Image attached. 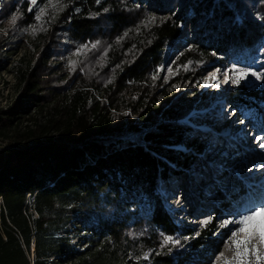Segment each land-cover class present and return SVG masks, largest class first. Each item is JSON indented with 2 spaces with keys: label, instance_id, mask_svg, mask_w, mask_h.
I'll return each instance as SVG.
<instances>
[{
  "label": "trees",
  "instance_id": "obj_1",
  "mask_svg": "<svg viewBox=\"0 0 264 264\" xmlns=\"http://www.w3.org/2000/svg\"><path fill=\"white\" fill-rule=\"evenodd\" d=\"M31 1L0 0V30L18 46L32 27L38 55L13 65L19 95L0 114V139L9 141L0 155V264H29L33 240L32 264H45L51 255L59 256L57 264H189L185 248L202 246L204 232L186 233L188 245L164 243L154 230L174 238L179 229L163 202L155 198L147 218L130 212L127 199L132 189L147 194V185L151 190L166 180L179 159L183 171L189 159L197 160L179 149L192 131L183 122L189 93H197L187 85L196 83L205 64L220 65L230 53L256 54L264 42V0H151L154 14L135 0H62L56 16L53 9L38 16L50 0ZM186 22L191 34L179 49L175 38ZM61 33L71 42L68 50L83 49L78 62L90 76L61 80L60 68L47 63L61 52ZM176 52L175 76L162 81ZM262 87L232 84L222 96L234 115L251 110L254 120ZM98 90L103 98L95 101ZM33 107L45 112V121L19 129ZM216 174L240 183L224 169ZM75 221L91 225L81 234L87 245L79 252L71 242H81L80 235L60 234L70 223L78 228ZM151 249L147 262L142 258Z\"/></svg>",
  "mask_w": 264,
  "mask_h": 264
},
{
  "label": "rangeland",
  "instance_id": "obj_2",
  "mask_svg": "<svg viewBox=\"0 0 264 264\" xmlns=\"http://www.w3.org/2000/svg\"><path fill=\"white\" fill-rule=\"evenodd\" d=\"M150 1L151 0H135V3L146 8L149 14H154L149 7ZM38 2L39 0H35V3H32L31 1L33 6H36ZM48 4L49 5H47V7H43L38 12V16L47 14L46 9H53L56 16L60 13L61 7L63 6L62 0H50ZM159 16L161 17L162 15ZM156 19L157 17L152 19L150 25L153 23H158V20ZM188 25L189 23L186 22L183 34L180 36V38H175V41L178 44L176 45V48L180 49V46L189 40L188 38L190 37L191 32L190 26ZM0 35H2L4 38V40L0 43V47H3L2 49H0V114L3 115V112H6L13 106L19 95V89L17 86L13 65L23 58H31V60H35L38 55L36 51L37 46H35V44H32V27H28L23 32L20 39L22 41L18 46L14 45V42H16L15 38H10L5 32L1 30ZM59 41L61 42L60 54L55 58L47 60V63L51 66L60 68L63 74L61 80L76 79L78 75L83 77L90 76L78 62L82 58L83 49L81 47H78L74 51L68 50L69 48L67 46H69L71 42L67 39L64 33L60 34ZM177 52L172 55L170 62L164 66L162 81L166 80L169 76H175L176 71L171 67V65L179 55V53L177 54ZM203 67L205 71L203 72L202 76L198 78L196 83H194L193 85H187L189 92L191 90H194V92L197 93H189L190 109L187 116L183 119V122L188 126H191L190 129L202 132L204 136H199L197 133H186L183 136V141L181 143L182 145L179 148L181 152H186L187 155L190 156V158L197 157L198 160L193 158V160L191 161V159H189V161L187 162V168L183 171L180 169V164L182 162L179 159V161L175 163L173 171H170L166 176L167 179L157 182V185L159 186H167L170 182H177L175 188L173 189V191L175 192V196L171 195L165 198L164 206L161 202V196L158 194L159 191L157 188L159 187L154 185V188L150 190V186L147 185V194L138 188L132 189L130 191L129 199H127L128 205H130L129 211L137 213L142 212L144 216L149 218L153 209L156 208L157 203L154 200L155 198H157L160 201L159 204H161L162 208L167 212L168 217L173 222H175L176 227L179 229L177 231L176 237L172 238L171 240H166L168 236H165L159 229H157V231L154 230V232H156V236L158 238H162L161 240L164 243H171L172 241L175 242L178 240L180 244L183 242L184 244L188 245V243L190 242V238L186 237V233H189L191 235L194 234V237H197V235H200L201 232H204V235L202 237L204 240V244L202 246H199L196 249L193 248L191 250L185 248V252L188 253L186 255V258L189 260V264H224V261H227L228 264H257L256 257L250 251L248 253L247 260L238 259L236 253L233 251L234 246L231 245L229 237L231 236L232 231H234L238 226L232 228V226L236 225L235 223H229L226 226H223L224 221L226 220L238 219L239 217H237V213H240L239 211H243L244 207L246 208L247 203H245L244 207L238 206L239 201L241 199L243 200L244 198L241 197L242 194L240 195V192L238 190L241 188V186L245 188V183L240 181L239 184L232 185L233 188H231V185H226V182H224L223 179L215 177L212 181V178L209 177V179H207V183L203 185L206 186L211 182L214 184H212L205 193L203 190L204 194L202 198L206 199V203H203L201 205L202 207L200 208L199 205L197 206V208H195V204L191 202L190 198H188L187 195L189 194L190 188L189 174H194L193 172L198 169L199 165L200 167L202 166V169L203 167L210 166L213 162L211 160L210 165H206L207 160L200 159V157H204V155L201 154L206 152V150H202V148L204 147L202 144H211L214 142V145H217L220 149L224 150V153H222L219 148H216V151L221 155V158H219L220 162L214 161L212 163V166L216 167L217 169V167H223L219 165L229 163V169L226 171L232 176L234 180H237V177L235 176L237 170L243 169L245 167L248 168L249 166L254 165V163L251 162H248V164L244 162V167L240 165L243 160V157L240 155L241 151L238 150L236 144H231L230 140L232 139L235 143H237L234 138H237L235 136L239 135L240 133L239 125L237 126L238 122L241 124V126L247 123L249 127H251V129H253L255 132H261L264 135V101L259 107H256V109L253 110V115L256 119L250 120V114L252 113L251 110L245 112L242 117H240L239 115H234L227 104L223 102L222 95H224L223 93L225 91L227 92L232 88L231 82H229V85L228 83H225L224 71L233 68H235L237 71L229 72V75L232 78L237 77L239 69H247L249 70V73L255 72L261 77L260 79H257L256 76L249 74L244 81H241L236 85H242L248 89L263 88L262 83L264 82V42L259 46V49L257 50L255 55L245 53L235 55L234 53H230L226 57V61L224 58L223 62L220 65L208 63L203 65ZM217 69H219L220 71H217ZM215 71H217L220 77L218 84L221 85V87L223 86L225 88L224 91L222 90V88L215 90V88L217 89L216 82L211 75L215 73ZM71 91V89H67V91H65V95L69 96L71 94ZM92 96L95 101H99L103 98L101 90L94 91ZM193 96L196 97L193 99ZM64 101H66V99ZM215 102H219V109L218 106H216L217 108L212 110L213 106H215ZM217 111L221 115L218 114ZM207 115H211L210 118H205L203 120L201 119L203 116ZM213 117L214 119H212ZM45 118V112H41L39 108L33 107L24 119H20L24 121L19 123V120L17 124L21 127L25 126V128H33L35 124H42L45 121ZM241 121L243 122L241 123ZM253 130L251 131V133L254 132ZM51 136L55 137V134H52ZM258 136L252 139L254 145L255 143H257V150L261 148V144H264V139H262L263 141H257ZM213 138V142L209 141V139L212 140ZM225 143L227 144L225 145ZM206 147H208V145ZM198 149H201V151L203 152L199 154V152H197ZM206 157L210 158L211 155ZM213 157L215 158V160L218 159V156ZM250 159V156H247V160L250 161ZM235 160H239L238 164L234 166L238 167V169H234V167H232L235 164ZM211 171L212 176H214V171ZM209 173L210 170L208 173L201 172V176L208 175ZM244 177L245 175L241 176L240 178L243 179ZM259 177L260 174L258 175V178ZM254 180L256 181L257 177H255ZM155 188L157 189V191ZM190 191L192 195L198 197L197 191H195L194 187H192V190L190 189ZM254 191L256 192V194L261 195L257 191V189H255ZM199 194H202V190L201 192H199ZM231 199L233 200L232 203L230 201ZM207 200L210 201L207 203ZM263 201L264 200H262L261 198L259 199L257 205L251 207L254 208L257 206H261L263 204ZM208 208L210 209L207 210ZM204 221H207V223L204 224ZM75 222L77 224H81L82 227H79V225H77L78 228H71V231L73 230V233L76 232L78 235H80V237H82V240L81 242L73 241L71 243V249H73V251L75 252H79L82 251L85 247V238H87L85 235L82 236L81 234H83L82 232L84 228L86 230H90L91 225L88 223H83L81 221ZM226 235L228 236L226 237ZM244 238L245 234L243 232L237 233L236 239L242 240ZM252 246H255L257 248L261 256H264V245H260L255 238H252L250 241L249 247L251 248ZM152 252H155L154 249L145 251L142 259L150 262ZM58 258L59 256L57 255H51L47 259L45 264H57L56 260ZM69 258H71V251L67 252V256L65 259L69 260ZM28 259L29 264H32V262L34 261V256L32 255L31 249H29ZM260 264H264V261H260Z\"/></svg>",
  "mask_w": 264,
  "mask_h": 264
},
{
  "label": "bare ground",
  "instance_id": "obj_3",
  "mask_svg": "<svg viewBox=\"0 0 264 264\" xmlns=\"http://www.w3.org/2000/svg\"><path fill=\"white\" fill-rule=\"evenodd\" d=\"M215 80V82L216 83H218V81H219V79H220V77H219V74L217 73V71H215V78H214ZM216 106H218V109H219V104H217ZM216 106H213V109L212 110H214L215 108H217ZM218 112V111H217ZM218 114H220L219 112H218ZM211 115H209V117H210ZM215 117V116H214ZM214 117L212 118V119H214ZM222 117V116H221ZM218 118V117H217ZM202 120H203V117L201 118ZM201 128V127H200ZM191 131V130H190ZM194 130H192L191 131V133L192 134H194L195 132H193ZM197 131V130H196ZM202 133V132H201ZM198 134V133H197ZM234 134H235V132H234ZM263 134V133H262ZM199 135V134H198ZM198 135H196V136H198ZM239 135H240V133H239ZM239 135H237V137L239 136ZM206 136V135H205ZM254 137H256L255 136V134L252 136V138L250 137V136H239V138H237V143H235L232 139L229 141L231 144H236L237 146V148H238V150H241V152H240V155L243 157V160H242V163H240V165L241 166H243V163L244 162H246V164H248V162H251V161H248L247 160V156H250L252 159H254V161H256V156H255V152H254V150H256V148H258L257 147V145H254L253 144V142H252V139L254 138ZM219 139V138H218ZM264 139V138H263ZM213 140H214V138L211 140V139H209V141H212L213 142ZM263 141V140H262ZM214 143V142H213ZM227 143H225V145H226ZM261 144V143H260ZM203 145V144H202ZM243 150V151H242ZM197 152H199V154L201 153V152H203V151H201V149H198L197 150ZM245 152V153H244ZM201 155H204V157H200V159H204V160H207V164L206 165H210V162H211V160L214 162V160H215V158L213 157V156H211L210 158H208V157H206V156H209L210 155V153L208 152L207 153V151L205 152V153H202ZM196 158V157H195ZM198 160V159H197ZM239 161V160H238ZM238 161L237 160H235V164L232 166V167H234V166H236V164H238ZM198 162H200V161H198ZM212 162V163H213ZM241 162V161H240ZM212 163H211V165L210 166H206V167H203L202 169H201V167H200V165L198 166V169L196 170V171H194L193 173L194 174H189V182H190V188H189V194L187 195V197L188 198H190V200H191V202H193L194 204H195V208H197V206L199 205V208L200 207H202L201 205L203 204V203H206V199L204 198H202V196H203V194L207 191V189H209V187H211V185L212 184H214V183H210V184H208V185H206V186H204L203 184H205V183H207V179H209V177H211L212 178V181L214 180V178L215 177H218V178H220L219 176H217V174H216V171L218 170H220V172L224 169V171L225 170H228L229 169V163H226V164H223V165H220V166H223L222 168H219V167H217V169H216V167H214V166H212ZM251 163H253V162H251ZM228 164V165H227ZM250 165V164H249ZM248 166V165H247ZM254 166V165H253ZM227 167V168H226ZM244 167V166H243ZM249 167H252V166H249ZM249 167L247 168V167H245V168H243V169H239V170H237V172H236V174H235V176L237 177V180L235 179V182L237 181V182H243V183H245V188L244 187H242L241 186V189H239L238 191L240 192V195H241V197H244L243 198V200L241 199L240 201H239V203H238V206H243L244 207V205H245V203H247L246 205V208L244 207V210L243 211H239L240 213H237V217H239L240 215H242V213L243 214H245L248 210H251L253 207H251V206H255V205H257V203L259 202V199H261L262 198V200H264V172H258V173H254V174H252V176L251 177H244L243 179H241L240 177L241 176H247V174H246V171L248 172V171H250V170H248L249 169ZM211 168V169H210ZM238 169V167H234V169ZM209 170H210V173L208 174V175H205V176H201V172L203 173V172H209ZM211 170H213L214 171V173H213V175L214 176H212V174H211ZM238 171L239 172H243V173H241V174H238ZM260 174V177L258 178V175ZM216 175V176H215ZM255 177H257V180L255 181L254 179H255ZM218 178H216V179H218ZM184 181V180H183ZM176 181H174V183L173 182H170L168 185H167V187H170L171 188V190L172 189H174L175 188V186H176ZM183 183V182H182ZM230 182H226V185H231L230 187L231 188H233V186L232 185H235L236 183H234V184H229ZM201 186V187H200ZM204 186V187H203ZM192 187H194L195 188V191H197V194H198V197H195L194 195H192V193H191V191H190V189L192 190ZM255 189H257V191L261 194V195H258V194H256V192L254 191ZM201 190H202V194L200 195L199 194V192H201ZM203 190H204V193H203ZM194 191V192H195ZM160 193V192H159ZM185 195V196H186ZM237 195H239V194H237ZM160 196H161V201L163 202V204L165 205V198H167L166 196H163V195H161L160 194ZM194 196V197H193ZM207 198V197H206ZM210 200H207V203L209 202ZM253 204V205H252ZM208 205V204H207ZM262 205H264V201H263V204ZM170 206V205H169ZM209 207V206H208ZM236 207H237V205H236ZM198 208V209H199ZM210 208H208L207 210H209ZM197 212V211H196ZM242 212V213H241ZM239 215V216H238ZM236 226H238V225H235V226H232V228H235ZM228 235H226V237H227ZM31 250H32V255H34V253H35V243H34V240L32 241V245H31Z\"/></svg>",
  "mask_w": 264,
  "mask_h": 264
},
{
  "label": "snow or ice",
  "instance_id": "obj_4",
  "mask_svg": "<svg viewBox=\"0 0 264 264\" xmlns=\"http://www.w3.org/2000/svg\"><path fill=\"white\" fill-rule=\"evenodd\" d=\"M32 3H35V0H32ZM13 22H15V17L13 18ZM217 71L220 70L217 69ZM230 71L237 70L233 68L224 71L225 83L230 81L232 84H239L241 81H244L249 74L256 76L257 79L261 78L255 72L249 73V70L247 69H239L237 77L232 78L229 75ZM211 75L213 78H215V73ZM242 122L243 121H241V123ZM260 146L264 148V144H261ZM203 223L206 224L207 221H204ZM229 223H235L238 225V227L232 231V234L229 237L231 245L234 246L233 251L236 253L237 258L247 260L248 253L250 251L256 257L257 264H260V261H264V256L260 255L255 246H252L251 248L249 247L252 238H255L260 245H264V205L252 208L245 214L240 215L238 219L224 221L223 226H226ZM238 232H243L245 234V238L242 240L236 239ZM171 239V237L166 238V240ZM175 243L178 244L179 241L177 240ZM224 264H228V262L224 261Z\"/></svg>",
  "mask_w": 264,
  "mask_h": 264
},
{
  "label": "built area",
  "instance_id": "obj_5",
  "mask_svg": "<svg viewBox=\"0 0 264 264\" xmlns=\"http://www.w3.org/2000/svg\"><path fill=\"white\" fill-rule=\"evenodd\" d=\"M27 116V115H26ZM25 116V117H26ZM24 117V118H25ZM24 118H22V119H24ZM22 121H24V120H20V122L19 123H21ZM18 128L19 129H21V130H24V129H26L25 128V126H23V127H21L20 125H18ZM9 148V141L7 140V139H0V155L3 153V151L4 150H6V149H8ZM75 223V222H74ZM79 226H80V224H78ZM67 228L65 229V230H62L61 232H60V234L62 235V236H65L66 235V230H69L70 232H71V228H74V225H73V223H70L68 226H66ZM71 236H73V235H71ZM83 236V235H82ZM73 241H75V242H80V240H78V239H73L72 240V242ZM71 242V243H72ZM86 244V243H85ZM87 245V244H86Z\"/></svg>",
  "mask_w": 264,
  "mask_h": 264
}]
</instances>
